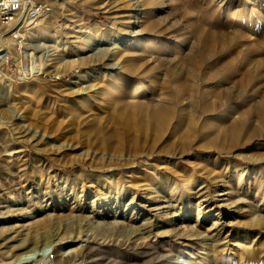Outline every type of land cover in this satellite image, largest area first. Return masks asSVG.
<instances>
[{"label":"rangeland","instance_id":"obj_1","mask_svg":"<svg viewBox=\"0 0 264 264\" xmlns=\"http://www.w3.org/2000/svg\"><path fill=\"white\" fill-rule=\"evenodd\" d=\"M36 1L50 11L0 22V264H264L260 115L233 136L239 115L202 100H260L264 68L240 74L264 29L199 51L230 4L264 25V0Z\"/></svg>","mask_w":264,"mask_h":264},{"label":"bare ground","instance_id":"obj_2","mask_svg":"<svg viewBox=\"0 0 264 264\" xmlns=\"http://www.w3.org/2000/svg\"><path fill=\"white\" fill-rule=\"evenodd\" d=\"M221 1H222V5H224V6L227 5L225 0H221ZM262 1L263 0H257L256 2L260 4ZM234 5L237 6V8H233L232 6H234ZM228 10L231 13V15L228 18H226V20L223 24L229 28L231 27L232 30L230 31V30L224 29L223 30L224 36H221L219 39H216L215 37H212V36L206 37L205 40L200 44V47L198 46L199 51H201L205 55V57H207V58L212 57L216 53L219 54L220 51H222V49H225L229 45L233 44V39L235 38V36L237 34L234 29L235 28L239 29V26L241 23H243V21H245V20L249 21L250 24H249V27H246L244 30H241L242 28L239 29V32H240L242 37H246L248 35V33H255L256 31H259L260 29H264L263 24L257 23V21H255V19H253L252 10H250V8L247 6L246 3L242 2V1H238L237 4H230V6L228 5ZM243 18H245V19H243ZM20 27H23V25H21ZM220 34H219V36H220ZM243 45L248 50H252L253 48H256L257 51H260L261 49L264 48V33H262L258 37V39L256 40V42L254 44H252V43L250 44V42L249 43L244 42ZM253 51H254V49H253ZM236 59L237 58H235V60ZM247 60H248V65L250 64L252 66H249L248 68H246L248 70H246L245 72H242L240 74V79L244 80V81L253 72H255V71L257 72V71H259V69L261 70L262 68H264V59L259 62L256 59H254L253 57H248ZM222 62H224V65H226L225 64L226 61L223 60ZM33 67H35V66H33ZM251 68H253V69H251ZM225 69H226V67H225ZM33 71H34V68H33ZM39 72L40 71H36V74ZM192 72H189L190 78L195 79L197 71L193 70ZM218 73H219V71L215 70L214 74H213L214 77H217ZM205 75H206V78L208 79V77H207L208 74L206 73ZM213 75L211 74L210 76H213ZM238 84H240V83H238ZM174 85H175L174 86L175 93L177 95H180V96H185L190 91V89H192V86H190V84L186 80H183L181 77H179V75L176 78ZM228 88H230V87H228ZM234 89H236V90H234ZM234 89H233L234 91L231 89H219V88L207 90V92L202 94V100H204V101L206 100V98H204V97H209L210 98L209 100H211V98H213L212 99L213 102H215V104L218 103L219 104L218 106L221 109H228L229 114L237 113L239 115V119L235 120L233 125L229 126V127H231V129L227 130V132H229L230 135H233V134H235L237 136L238 135H244V134L248 135V132H249L248 129H249L250 122H249L248 118H243V115H245V114H248V115H253L256 113L259 114L260 115V123H261L260 129L262 131L264 129V92L261 93L259 101H256L255 99H249V100L246 99V101L242 105L237 106V105H234L235 102L237 100L243 99L241 96V92H240L242 90L238 89V87H235ZM246 91H248V90H246ZM235 93H237V94H235ZM200 94H201V92H200ZM223 98H224V100H223ZM209 104H210V102H209ZM210 106L214 107V109H217V107L215 105H213L212 103L210 104ZM235 126H238L239 128H236ZM26 252H28V251H26ZM44 257H45L44 255H39L34 259L41 260ZM34 259H30L28 257H24V258L22 257L20 262L29 263V262H32V260H34Z\"/></svg>","mask_w":264,"mask_h":264},{"label":"built area","instance_id":"obj_3","mask_svg":"<svg viewBox=\"0 0 264 264\" xmlns=\"http://www.w3.org/2000/svg\"><path fill=\"white\" fill-rule=\"evenodd\" d=\"M50 9L49 3L36 0H0V22L4 26H21L38 19Z\"/></svg>","mask_w":264,"mask_h":264}]
</instances>
